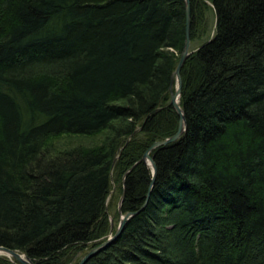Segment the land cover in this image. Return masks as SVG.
Segmentation results:
<instances>
[{"label":"trees","instance_id":"trees-1","mask_svg":"<svg viewBox=\"0 0 264 264\" xmlns=\"http://www.w3.org/2000/svg\"><path fill=\"white\" fill-rule=\"evenodd\" d=\"M189 8L185 130L149 151L146 204L84 264H264V0ZM185 17V0H0L1 245L77 264L117 228L113 187L122 212L144 203L142 156L177 129ZM61 133L100 136L56 152Z\"/></svg>","mask_w":264,"mask_h":264},{"label":"water","instance_id":"water-1","mask_svg":"<svg viewBox=\"0 0 264 264\" xmlns=\"http://www.w3.org/2000/svg\"><path fill=\"white\" fill-rule=\"evenodd\" d=\"M185 8H186V23H185V38H184V43L180 52V56H179V60L177 63V66L173 72L172 78H171V87H170V101L169 103L173 106V108L175 109L176 113L178 114V124H177V129L175 130L174 133H172L171 135L162 138V139H157L155 141H153L150 146L148 147V149L144 152L142 158L143 160H145L147 163L150 164L151 169H152V174L153 177L151 178V183L149 185L148 188V192L146 194V199L144 201V203L135 210H129L126 211L125 213L121 214L118 220V225L117 228L115 230V232L108 236L106 239H104L103 241H101L99 244L94 245L93 247H91L87 253H85L78 261L77 264H84L90 257H92L93 255H95L96 253H98L101 249H103L104 247H106L109 243H111L112 241H114L122 232L124 225L126 223V221L133 216L135 213H137L147 202V197L149 196V192L151 190L152 184H153V178L154 175L156 173V166L155 163L152 159V157L149 154V151L158 146V145H162L165 144L167 142L170 141H174L176 140L181 133L185 130V118H184V114H183V110L179 104V97L181 94V76H180V69L182 67V65L184 64L188 54H189V44H190V37H189V30H190V8H189V2L188 0H185ZM174 81L176 82V88L175 90H173L172 85L174 83ZM122 195L119 198V203H118V207L119 210H121L120 208V204H121V200H122ZM1 251H5L11 255H13V257H15L16 259L19 260V262L21 264H33L32 260L24 253L18 252L15 249H12L10 247L4 246L0 244V252Z\"/></svg>","mask_w":264,"mask_h":264},{"label":"rangeland","instance_id":"rangeland-1","mask_svg":"<svg viewBox=\"0 0 264 264\" xmlns=\"http://www.w3.org/2000/svg\"><path fill=\"white\" fill-rule=\"evenodd\" d=\"M210 15H211L210 21L212 23L213 17H212V14H210ZM197 46H198V43L196 41L191 42L190 48H189V53L191 52V50H193ZM99 136H100V134L85 135V134H75V133H73V134L72 133H61V134H58V135L52 137L50 140L52 141L51 143L54 145V148H53L54 151L58 152L61 149L69 148V147H72V146H75L78 144L92 145L93 143L96 142V140H98ZM147 164L150 166L149 163H147ZM116 192L118 193L117 189L115 187H113L110 190L109 194L116 193ZM117 193L110 200L111 209L109 211L110 212L109 221H110L111 226H113V223L115 222L113 215L115 214L116 209L118 210V219H119L121 214L125 213V212H122L121 210H119L118 203H119V198L121 195L118 196ZM108 199H109V197H108ZM0 255H5V254L0 253ZM8 258H10V257H8ZM18 264H21V263L18 262Z\"/></svg>","mask_w":264,"mask_h":264},{"label":"bare ground","instance_id":"bare-ground-1","mask_svg":"<svg viewBox=\"0 0 264 264\" xmlns=\"http://www.w3.org/2000/svg\"><path fill=\"white\" fill-rule=\"evenodd\" d=\"M188 2H189V0H188ZM189 37H190V35H189ZM189 48H190V44H189ZM189 55V54H188ZM173 90H175V88H176V82L174 81V83H173ZM170 101V100H169ZM170 104V103H169ZM173 107V106H172ZM182 134V133H181ZM151 167V166H150ZM118 225V224H117ZM19 252V251H18ZM0 253H2V254H5V256H7V257H10V258H14V259H16L15 257H13V255H11V254H9V253H7V252H5V251H1ZM18 262H19V260L18 259H16Z\"/></svg>","mask_w":264,"mask_h":264}]
</instances>
